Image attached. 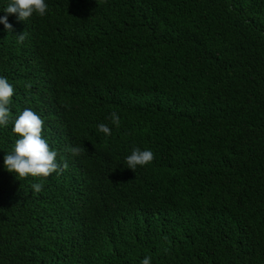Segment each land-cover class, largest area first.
Listing matches in <instances>:
<instances>
[{
    "label": "trees",
    "instance_id": "trees-1",
    "mask_svg": "<svg viewBox=\"0 0 264 264\" xmlns=\"http://www.w3.org/2000/svg\"><path fill=\"white\" fill-rule=\"evenodd\" d=\"M9 2L12 120L38 114L68 167L9 172L0 126V264H264V0ZM134 148L154 160L133 171Z\"/></svg>",
    "mask_w": 264,
    "mask_h": 264
},
{
    "label": "clouds",
    "instance_id": "clouds-1",
    "mask_svg": "<svg viewBox=\"0 0 264 264\" xmlns=\"http://www.w3.org/2000/svg\"><path fill=\"white\" fill-rule=\"evenodd\" d=\"M6 13L18 14L17 20L26 21L34 13L43 17L48 11V5L45 0H10L4 9ZM0 23L4 28L12 32L13 25L8 22V17H0ZM26 34L23 32L17 35V42L23 43ZM30 87V85H28ZM14 95V88L8 82L7 78L0 77V126H7L13 123L12 131L20 137L15 141L14 150L4 156V166L9 172H14L19 178L32 177L47 178L51 174L57 175L68 167L66 161L62 165L57 161V151L52 150L47 141L42 138L44 121L30 108H25L18 117L12 120V114L9 105ZM112 124L119 127L120 117L116 112L110 114ZM98 131L106 136L111 135V129L107 124L98 125ZM68 151L73 156H79L81 149L79 147H69ZM154 160V154L151 150L134 148L130 155L126 157L127 167L135 171L137 166H145ZM34 193H40L43 189L41 183L31 185ZM141 264H151L150 257H144Z\"/></svg>",
    "mask_w": 264,
    "mask_h": 264
}]
</instances>
